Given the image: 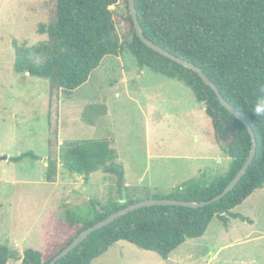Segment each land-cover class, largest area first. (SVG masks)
<instances>
[{"label": "rangeland", "instance_id": "obj_1", "mask_svg": "<svg viewBox=\"0 0 264 264\" xmlns=\"http://www.w3.org/2000/svg\"><path fill=\"white\" fill-rule=\"evenodd\" d=\"M49 3L0 0V246L18 253L8 264H23L28 248L55 254L75 233L74 214L91 199L105 204L123 203L129 192L139 200L169 195L190 181L209 184L231 163L192 88L178 78L141 68L126 50L121 57L107 55L88 81L63 94L61 101L60 144L108 139L117 150L120 175L99 170L86 181L60 163L57 181H47L50 83L17 74L14 63L16 42L34 46L47 39L38 27L48 22ZM128 12L127 0H119L116 21L124 40L131 37ZM30 150L39 159L9 160ZM121 179L128 189H120ZM253 197H264V188ZM257 207L255 238L249 242L218 251V243L225 241L217 231L226 223L215 217L205 236L187 239L167 259L122 240L92 264H239L243 259L264 264V209ZM235 217L227 216L226 229ZM229 235L233 240L236 231ZM208 249L218 251L211 263L205 257Z\"/></svg>", "mask_w": 264, "mask_h": 264}, {"label": "trees", "instance_id": "obj_2", "mask_svg": "<svg viewBox=\"0 0 264 264\" xmlns=\"http://www.w3.org/2000/svg\"><path fill=\"white\" fill-rule=\"evenodd\" d=\"M118 3L119 0H50L48 22L38 27V32L47 39L34 46L16 42L15 72L44 78L50 83L46 179L57 181L60 163L84 176L86 181L99 170L120 175L118 153L108 139L87 138L60 144L61 101L63 94L86 83L107 55L121 57L129 50L141 68L149 67L178 78L192 88L197 101L204 103L217 139L231 158L229 169L209 184L190 181L176 192L153 197L209 200L224 190L248 159L253 144L251 132L222 104L216 91L198 72L141 40L130 10L127 19L131 23V37L124 40L116 21ZM136 6L145 36L200 66L239 110L256 134L257 152L239 183L220 200L198 208L152 205L130 211L92 232L56 264H92L122 240L167 259L187 239L204 235L215 217L226 225V214L246 219L232 210L264 187V114H256L258 107H264V0H136ZM25 157L39 159L30 150L9 160L19 162ZM119 187L128 189L122 182ZM125 197L123 203L101 204L91 199L74 214L71 224H76L75 233L59 245L55 254L47 256L28 248L21 258L23 264H49L84 229L139 201L130 192ZM14 257H18L15 249L0 246V264H8Z\"/></svg>", "mask_w": 264, "mask_h": 264}, {"label": "water", "instance_id": "obj_3", "mask_svg": "<svg viewBox=\"0 0 264 264\" xmlns=\"http://www.w3.org/2000/svg\"><path fill=\"white\" fill-rule=\"evenodd\" d=\"M128 3H129L130 14H131V17H132L133 22L135 24L136 32H137L138 36L141 38V40L146 45H148L149 47L153 48L154 50L160 52L161 54H163V55L175 60L176 62L198 72V74L202 77V79L216 91V93H217L220 101L222 102V104L227 109H229L236 117L241 119L247 125V127H248V129L252 135V140H253L252 150L250 152L248 159L245 161L243 166L236 173V175L233 177V179L230 181V183L224 188V190L221 193L217 194L216 196L212 197L211 199L205 200V201H195V200L175 199V198H169V197H164V198L152 197V198L143 199V200H139L137 202L131 203V204L109 214L108 216H106L105 218H103L99 222L95 223L91 227L84 229L61 252L56 254L50 260L49 264H56L59 260H61L67 254H69V252L74 250L92 232L112 223L117 218L129 213L130 211H134L136 209L146 207V206H152V205H179V206L198 208V207H202V206H205L208 204H212V203L220 200L225 195H227L230 191H232L235 188V186L239 183V181L242 179V177L244 176V174L246 173V171L248 170V168L252 164V162L255 158L256 152H257L256 134H255L254 130L252 129V127L250 126V124L247 123V121L244 119L242 114L239 112V110H237L236 107L233 104H231L223 96V94L219 90L218 86L208 77V75L204 72V70L200 66L196 65L195 63H193V62H191V61H189L183 57H180V56L170 52L169 50H166L162 46H160V45L154 43L152 40L148 39L143 32V28H142V25H141L140 20H139L137 6H136V0H128ZM219 135H220V132H219ZM232 139H233V136H232ZM224 143H226V142H224ZM1 159H6V156H3ZM120 182H122V179Z\"/></svg>", "mask_w": 264, "mask_h": 264}, {"label": "crops", "instance_id": "obj_4", "mask_svg": "<svg viewBox=\"0 0 264 264\" xmlns=\"http://www.w3.org/2000/svg\"><path fill=\"white\" fill-rule=\"evenodd\" d=\"M45 164H46V170H47V165H48L47 161L45 162ZM255 192H257V190ZM254 193L251 194L241 204H239L238 206H236L234 208L235 209V213L244 216L246 219H243L241 216H237V217H235L236 221L230 222L228 224V228L227 229H226L227 225L218 229L217 233H220L218 235H220V237L222 239L221 241H223V240L225 241L222 244L218 243L219 244L218 251L222 250L224 248H231V247H233V245L235 243L243 244L244 242H249L250 240L255 238V237H252V232L255 231L253 228L256 225L255 213L258 212V208H259V207H257L258 204H260L261 207L264 209V197H253ZM243 207H245V210L241 209ZM226 216H229V215L226 214ZM209 227H208L205 235L208 233ZM234 230L236 231V235L234 236L235 238L233 240H228L227 236L230 234L231 231H233V233H234ZM204 236L201 237V238H205L206 239L208 237V236L207 237H204ZM192 239L196 240L197 238H192ZM194 242H195V245L196 244L197 245H201L200 242H198V241H194ZM208 245H209V242H208L207 246ZM218 251L214 254L211 251V249L207 250V252L205 253V257L208 256V258H209V260L207 261L208 263H211V262H213L215 260V257L217 256ZM239 264H256V263H255V260H252L249 263H247L243 259L242 261H240Z\"/></svg>", "mask_w": 264, "mask_h": 264}, {"label": "clouds", "instance_id": "obj_5", "mask_svg": "<svg viewBox=\"0 0 264 264\" xmlns=\"http://www.w3.org/2000/svg\"><path fill=\"white\" fill-rule=\"evenodd\" d=\"M256 114H257V115L264 114V107H258V108L256 109Z\"/></svg>", "mask_w": 264, "mask_h": 264}]
</instances>
